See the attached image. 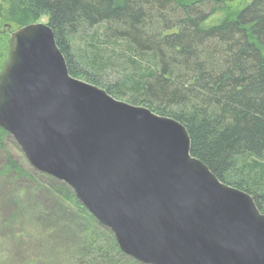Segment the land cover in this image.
<instances>
[{"label":"water","instance_id":"water-1","mask_svg":"<svg viewBox=\"0 0 264 264\" xmlns=\"http://www.w3.org/2000/svg\"><path fill=\"white\" fill-rule=\"evenodd\" d=\"M8 32L0 128L141 264H264V213L190 153L177 120L71 76L47 23Z\"/></svg>","mask_w":264,"mask_h":264},{"label":"trees","instance_id":"trees-1","mask_svg":"<svg viewBox=\"0 0 264 264\" xmlns=\"http://www.w3.org/2000/svg\"><path fill=\"white\" fill-rule=\"evenodd\" d=\"M228 1L14 0L8 14L21 26L46 16L71 76L180 122L191 155L264 213V0L233 11ZM93 28L131 66L109 84L99 80L97 53L84 60L72 52L75 36ZM6 135L0 128V141ZM71 203L87 227L66 264H110L121 254L114 238L75 195Z\"/></svg>","mask_w":264,"mask_h":264},{"label":"rangeland","instance_id":"rangeland-1","mask_svg":"<svg viewBox=\"0 0 264 264\" xmlns=\"http://www.w3.org/2000/svg\"><path fill=\"white\" fill-rule=\"evenodd\" d=\"M13 1L0 0V10H3L4 18H0V31L5 24L10 25L11 31L21 27L8 14ZM247 1L230 0L227 4L229 10L233 11L234 7L242 6ZM35 20H31L30 23H46L47 17L42 15ZM98 32L97 28H93L76 35L72 40V52L84 60L92 56V51L94 54L97 53L99 80L103 84H109L120 79L131 69V66L120 54V48L103 42ZM8 41V33H0V67L8 55ZM115 99L126 102L125 99ZM9 160L15 162V168L10 167ZM71 195L74 193L67 184L33 168L10 135L7 134L2 138L0 141V264L71 263L78 253L77 232L87 227L80 217V210L71 203ZM100 225L98 229L104 237L114 238L108 228ZM108 245L104 243V246L111 251L112 246L109 242ZM119 251L121 254L116 253L110 264L136 261L120 249Z\"/></svg>","mask_w":264,"mask_h":264},{"label":"flooded vegetation","instance_id":"flooded-vegetation-1","mask_svg":"<svg viewBox=\"0 0 264 264\" xmlns=\"http://www.w3.org/2000/svg\"><path fill=\"white\" fill-rule=\"evenodd\" d=\"M8 32H6V34H7Z\"/></svg>","mask_w":264,"mask_h":264}]
</instances>
